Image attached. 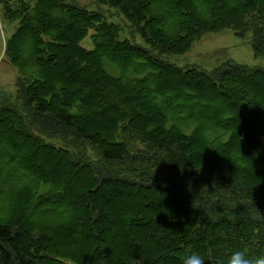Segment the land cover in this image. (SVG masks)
<instances>
[{"label": "trees", "instance_id": "16d2710c", "mask_svg": "<svg viewBox=\"0 0 264 264\" xmlns=\"http://www.w3.org/2000/svg\"><path fill=\"white\" fill-rule=\"evenodd\" d=\"M0 1L16 20L6 59L20 75L15 96L0 94V264L264 255V66H181L153 52L251 27L264 53V0H96L117 6L149 46L74 0ZM56 135L121 168L102 172L46 137ZM135 136L170 168L208 167L206 176L143 179Z\"/></svg>", "mask_w": 264, "mask_h": 264}, {"label": "rangeland", "instance_id": "374dc122", "mask_svg": "<svg viewBox=\"0 0 264 264\" xmlns=\"http://www.w3.org/2000/svg\"><path fill=\"white\" fill-rule=\"evenodd\" d=\"M28 1L34 2L35 0ZM74 1L92 9H101L107 17L120 24L122 27L120 34L121 37H128L137 43L149 46L145 38L141 36L140 32L137 31L132 22L117 6L98 2L96 0ZM17 2L18 0H11L13 5H16ZM4 3V1H0V94L15 96L17 92V81L19 80L20 75L18 69L6 59V42L7 38L15 28L16 20H9L7 18ZM253 40L254 32L251 27H248L241 32H237L232 28H224L219 31H206L199 34L194 39L191 46L184 52H160L158 49H154L153 52L157 53L162 58L181 66L196 65L212 69L227 60H234L251 66H264V53H257L255 51ZM87 44L90 45V43ZM46 137L56 143L67 145L71 151L78 156L90 158L102 172L107 171L109 168H121L119 164H103L100 159L99 151L96 148L82 140H76L71 135H68L66 139H62L61 137H58V135L51 138L48 136ZM128 148L129 151L136 156V163L134 164H139V162L143 163V165L139 167H137L138 165L133 166L138 170H143L145 168L148 171L147 173V171L144 170L147 175L143 179L151 177L150 173L155 172L171 181H186L189 180L191 176L194 178H204V176H206V174H203L205 173L204 171L209 169L208 167L183 169L178 172V169H172L167 165L164 160L166 157L163 155V152L160 153L148 150L142 143V140L137 136H135L133 140H129ZM134 175L136 178H139L137 173ZM205 183L207 184V181L203 182V184ZM58 226H61V224L55 223V227L58 228Z\"/></svg>", "mask_w": 264, "mask_h": 264}, {"label": "clouds", "instance_id": "9594fccd", "mask_svg": "<svg viewBox=\"0 0 264 264\" xmlns=\"http://www.w3.org/2000/svg\"><path fill=\"white\" fill-rule=\"evenodd\" d=\"M182 264H205V260L201 255L193 252L184 256ZM227 264H264V255L249 257L243 251H236L230 255Z\"/></svg>", "mask_w": 264, "mask_h": 264}, {"label": "water", "instance_id": "95a60500", "mask_svg": "<svg viewBox=\"0 0 264 264\" xmlns=\"http://www.w3.org/2000/svg\"><path fill=\"white\" fill-rule=\"evenodd\" d=\"M0 37H1V29H0Z\"/></svg>", "mask_w": 264, "mask_h": 264}, {"label": "flooded vegetation", "instance_id": "af4514ba", "mask_svg": "<svg viewBox=\"0 0 264 264\" xmlns=\"http://www.w3.org/2000/svg\"><path fill=\"white\" fill-rule=\"evenodd\" d=\"M1 29V28H0Z\"/></svg>", "mask_w": 264, "mask_h": 264}]
</instances>
